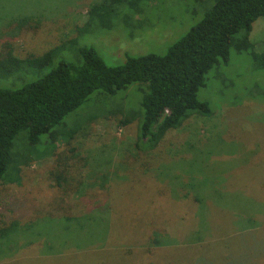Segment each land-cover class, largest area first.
I'll use <instances>...</instances> for the list:
<instances>
[{"label": "rangeland", "instance_id": "rangeland-1", "mask_svg": "<svg viewBox=\"0 0 264 264\" xmlns=\"http://www.w3.org/2000/svg\"><path fill=\"white\" fill-rule=\"evenodd\" d=\"M103 1L0 0V52L40 55L78 37L54 63H76L83 46L111 65L127 53L160 55L212 4L146 0L121 7L103 27L86 24L88 9ZM248 39L252 53L230 49L197 92L212 115H191L152 148L136 145L138 119L130 118L142 111L138 83L112 96L96 91L67 114L60 126L73 130L68 143L32 150L19 182L0 184V215L15 223L0 237V264H264L261 17ZM59 153L79 160L85 179L65 195L53 188Z\"/></svg>", "mask_w": 264, "mask_h": 264}, {"label": "trees", "instance_id": "trees-1", "mask_svg": "<svg viewBox=\"0 0 264 264\" xmlns=\"http://www.w3.org/2000/svg\"><path fill=\"white\" fill-rule=\"evenodd\" d=\"M145 1L105 0L94 4L88 9L86 24L95 22L103 27L119 15L121 7L137 9ZM193 2L201 6L212 4L202 19L190 26L164 54L127 53L122 63L111 65L94 47L83 46L76 49V63L63 59L54 63L55 57L68 44H75L78 37L40 55L24 58L14 55L11 49L1 51L0 184L19 182L21 168L32 161V150L42 155L41 150L59 138L67 139L68 143L73 130L66 132L65 125L60 124L96 91L112 96L132 83L142 86V111L130 116L138 119L137 146H156L169 130L180 127L191 115H212L208 103L197 98V92L205 86L207 73L221 62H227L230 49L252 53L248 36L253 22L258 17L264 20V0ZM95 118L91 116L79 123L74 131ZM43 135L47 138L41 142ZM18 137H21V147L15 142ZM59 155L54 161V170L59 171L52 174L53 188L65 195L69 190H79L85 179L79 160ZM3 218L0 215V237L15 224L5 225ZM59 218L71 220L73 216Z\"/></svg>", "mask_w": 264, "mask_h": 264}]
</instances>
